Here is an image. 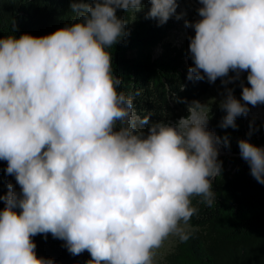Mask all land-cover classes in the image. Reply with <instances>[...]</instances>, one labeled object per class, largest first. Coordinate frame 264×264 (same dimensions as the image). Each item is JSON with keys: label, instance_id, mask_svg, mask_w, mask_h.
Segmentation results:
<instances>
[{"label": "clouds", "instance_id": "1", "mask_svg": "<svg viewBox=\"0 0 264 264\" xmlns=\"http://www.w3.org/2000/svg\"><path fill=\"white\" fill-rule=\"evenodd\" d=\"M196 2L201 19L185 22L195 33L187 79H221L219 126L235 129L247 105L264 104V0ZM145 3V18L163 25L178 0H71L69 26L0 37V161L20 188L9 183L0 195V264H54L37 257L32 239L48 234L73 256L89 253L87 264H155L170 237L190 239L193 198L216 202L218 145L229 140L207 130L208 105L194 100L175 124L149 123L152 114L135 107L140 90L125 93L113 74L109 49L128 35L117 12ZM242 72L243 104L227 88ZM238 148L264 185V148L243 139Z\"/></svg>", "mask_w": 264, "mask_h": 264}, {"label": "trees", "instance_id": "2", "mask_svg": "<svg viewBox=\"0 0 264 264\" xmlns=\"http://www.w3.org/2000/svg\"><path fill=\"white\" fill-rule=\"evenodd\" d=\"M117 15L128 22V35L109 49L113 74L122 79L120 90L125 93L140 90L135 107L141 116L152 114L149 123L161 120L168 123L186 116V103L196 101L210 85L225 89L220 78L211 84L207 79H187L189 67L194 66L192 59L186 51L164 40L174 26L173 19L159 25L155 19H146L147 13L136 19L126 11H118ZM76 21L71 0H0V37L15 35L19 38L22 34L42 37ZM156 46L160 51L154 54ZM234 75L229 73V76ZM246 76L247 73L242 72L240 79L229 83L227 88L241 97V83L250 87ZM219 105L212 108L208 124L221 141L228 137L229 147L221 143L229 154L218 156L222 171L212 181L216 202L208 207L199 203V197L193 198L192 204L198 208V213L188 225L190 239L184 243L177 240L173 250L165 256V264H264V185L251 176L250 167L241 158L238 148V141L242 139L264 148V124L247 115L236 118L237 128L223 129L219 125L226 113ZM260 106L264 108V104ZM144 130L147 131V126ZM6 168L7 162L0 161V195L7 194L9 183L19 193V185L13 176L6 174ZM3 207L0 201V209ZM32 239L37 245V257L51 259L54 264H87L91 259L87 252L81 256L71 255L64 246L65 241L54 239L51 234L47 238L37 235Z\"/></svg>", "mask_w": 264, "mask_h": 264}, {"label": "rangeland", "instance_id": "3", "mask_svg": "<svg viewBox=\"0 0 264 264\" xmlns=\"http://www.w3.org/2000/svg\"><path fill=\"white\" fill-rule=\"evenodd\" d=\"M196 3H197L196 0H178L176 13L172 17H170V19H173L174 26L168 32L167 36L164 39L167 43L170 44V46H174L176 48L183 49L184 51H186L187 56H190L189 51H188L189 37L194 36L195 33L193 29L185 26V22L186 21L187 22L197 21L196 17L198 13L196 9ZM150 8H151V4L145 3L144 8L141 12H138L135 14L133 12H130V17L132 19H136L140 15L147 13L150 10ZM178 16L180 17V19H177ZM153 51H154V54L159 53L160 47L156 46ZM224 95H225V89L223 87L216 86V85H210L207 92L201 95L196 101H199L202 104L208 105V107L210 108V112H209L210 114L212 108H214V106L217 103H220L224 99ZM234 96L236 99L240 101L242 100L240 96H237V95H234ZM253 108L255 107H252L250 109L249 111L250 114L254 110ZM263 114H262L261 119H257L255 117H251V118L253 119V121H258L261 123L263 121ZM187 115H188V112H187ZM186 116H181V117H186ZM181 117L176 118L173 121L170 120L168 123L175 124ZM185 228H186V231L190 230V227L188 225L185 226ZM177 240L178 239L175 237H170L168 240L164 242V245L156 251L155 264H165L164 258L169 252L173 250ZM84 253H82L81 255H83Z\"/></svg>", "mask_w": 264, "mask_h": 264}, {"label": "water", "instance_id": "4", "mask_svg": "<svg viewBox=\"0 0 264 264\" xmlns=\"http://www.w3.org/2000/svg\"><path fill=\"white\" fill-rule=\"evenodd\" d=\"M196 20H198V19H196ZM240 74H241V73H240ZM235 75H236V74H235ZM235 75H234V76H235ZM255 107H257V108L260 110V117H257V116H254V115H251L250 113H248V117H255V118H257V119H261L262 114H263V112H264V108H262L260 105H257V106H255ZM262 123L264 124V120L262 121ZM210 130H211V132H213V133L215 134L213 128H210ZM215 135H216V134H215ZM216 136H217V135H216ZM218 148H219V155L229 154V151H228V150L223 149V147H222V143H221L220 145H218Z\"/></svg>", "mask_w": 264, "mask_h": 264}, {"label": "bare ground", "instance_id": "5", "mask_svg": "<svg viewBox=\"0 0 264 264\" xmlns=\"http://www.w3.org/2000/svg\"><path fill=\"white\" fill-rule=\"evenodd\" d=\"M199 7H201V5L198 4V3H196V9H198ZM196 19H198V20L201 19V18L198 16V14H197ZM251 115H254V116L260 117V110H259L257 107H255V109L252 111ZM206 127H207V130L211 132L210 127H209L208 124H207Z\"/></svg>", "mask_w": 264, "mask_h": 264}]
</instances>
